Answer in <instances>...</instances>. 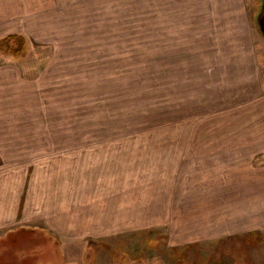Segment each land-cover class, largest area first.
Instances as JSON below:
<instances>
[{"label":"rangeland","instance_id":"rangeland-1","mask_svg":"<svg viewBox=\"0 0 264 264\" xmlns=\"http://www.w3.org/2000/svg\"><path fill=\"white\" fill-rule=\"evenodd\" d=\"M261 1L0 0V38L6 34L16 39L11 44L0 41V72L6 71V87L0 88H6V108L11 106L7 114L17 115L6 117V147L15 143L22 148L38 140H97L137 142L141 148L144 143L211 142L230 135L221 130L240 124L242 114L234 115L236 100L228 93L248 86L233 84L236 69L226 66L235 62L241 45L250 46L264 76V35L257 24ZM232 44L236 48L229 50ZM31 100L41 107L39 116L28 105ZM15 149L0 148V170L12 154L25 152ZM226 151L199 159H204L199 163L203 168L228 170L220 173L225 185L249 183L230 165L245 156L252 158V178L264 172V148ZM172 157L170 181H144L149 172L139 176L141 194L160 186L165 212L143 213L137 228L87 230L91 241L82 246L79 260L53 249L51 259L34 255L28 263L105 264L122 253L124 261L117 264H264L263 222L229 228L216 218L226 199H241L238 191L229 190L232 195L227 196L219 187L212 197L217 182L211 181L214 171L207 170L206 176L197 175L198 181L187 177L188 186L182 189L173 168L194 164L196 158L180 162ZM152 161L161 160L140 157L139 163ZM261 185L264 181H254L245 188L256 192L251 200L263 198ZM145 198L140 201L146 203ZM210 199L219 203L210 205ZM248 213L250 219L264 221L259 204ZM122 221L131 223L126 214ZM4 247L0 238V264H21L13 255L6 262ZM25 247L20 244L19 250Z\"/></svg>","mask_w":264,"mask_h":264},{"label":"crops","instance_id":"crops-1","mask_svg":"<svg viewBox=\"0 0 264 264\" xmlns=\"http://www.w3.org/2000/svg\"><path fill=\"white\" fill-rule=\"evenodd\" d=\"M0 41L6 42V34L0 38ZM232 47L236 48L232 44L229 50H232ZM239 48L242 50H238L237 59L235 62H229L226 68L236 69L235 77L237 78H233L236 82H232L233 84L248 87L241 93H228V98L231 94L230 98L236 100L232 105L234 115L239 118L238 112H241L242 117L240 124L233 123L232 126H226L224 130H221L223 133L230 134L222 139L211 142H161L159 144L161 146L156 147L154 143H144L142 145L146 146L141 148L138 147L137 142L38 140L24 144L22 148H25V152L19 151L12 154V161L6 162L4 164L6 166L0 170V238L6 245L3 249L6 252L4 255L6 262L12 255L15 257L14 260L18 259L21 264H29L30 261H27V258L34 255L39 258L47 255L51 259L50 251L53 249L60 251V255H63V250L72 257L69 258L72 261L79 260L81 255L79 252L84 251L82 246L88 245L91 241V239L88 241L91 234L86 232L87 230L137 228L139 219H144L143 213L165 212L166 210L163 209L165 193L160 186L156 185V191L153 189L146 195L141 194L139 189H143L144 184H140L139 176L149 172L144 181H152V183L157 180L170 181L172 156L178 157L180 162L186 157L196 158L194 164L178 163L177 169L175 166L173 168L174 179L179 180V186L182 189L188 186L186 185L187 177L189 181H196L197 175L205 173L204 176H206L207 171H214L211 181L217 183L212 189L214 190L211 193L212 197L219 192H225L227 196H230L232 191L229 190L238 191L237 195L241 199L233 198L231 201L226 199L222 204L225 209L217 212L218 221L228 222L229 228L231 226L235 228V225L247 228L252 224L263 225L261 223L264 221L250 219V213L245 215V212H250L252 205L259 204V207H264V196L261 198L262 195H260L257 197L258 200H251L250 195L256 192L251 193L245 189L251 182L264 181V172L255 174L254 178L249 174L253 170L250 155L249 158L245 156L230 164L235 166L234 169L230 168L232 171L246 175L242 176L241 181L249 182L235 183L233 188L225 185V180H220L221 171L228 173V170L220 169L219 165L203 168V163L199 164L204 160H199L203 158V154L210 155L209 158H212L220 150L227 153L226 150L237 148H264V80H262L264 76L259 71L260 66L257 61L254 62L251 56L250 46L242 47L241 45ZM223 51H227V45L224 46ZM255 68L258 69L255 71ZM3 73L0 72V78H3L0 79V84L6 87V71ZM258 81L260 88L256 91L255 86ZM3 87L0 88V148L22 149L15 143L11 147L5 145L6 117L17 115L7 114L6 111L11 106L6 108V88ZM32 101L28 105L34 108L39 116L42 114L41 107L36 108L37 103L33 104ZM231 135L240 139H228ZM170 149L174 152L173 154ZM140 157L145 160L161 161L140 165ZM187 165H190L192 169H188ZM155 166L158 170L156 174H154ZM215 172L218 173L215 174ZM218 182L224 183L221 185ZM219 187L222 191H219ZM260 189L264 190V186H259L258 190ZM92 192L95 193L92 194ZM142 196H146V203L140 201ZM91 197L96 199H93L94 205H91ZM218 203L217 199H210V205ZM93 213L98 215H92ZM125 214L130 224L123 225L122 219ZM151 216H147V219ZM149 225L153 226V224ZM220 228L225 226L221 225ZM220 228L217 227V230ZM20 244H26V247L19 250ZM118 249L122 251L121 247H116V250ZM114 256V260L109 257L104 260V263L107 264V261H114V264L123 263L122 253ZM36 264L49 263L37 262Z\"/></svg>","mask_w":264,"mask_h":264},{"label":"water","instance_id":"water-1","mask_svg":"<svg viewBox=\"0 0 264 264\" xmlns=\"http://www.w3.org/2000/svg\"><path fill=\"white\" fill-rule=\"evenodd\" d=\"M257 24L260 31L264 35V0L261 1V8L257 14Z\"/></svg>","mask_w":264,"mask_h":264},{"label":"trees","instance_id":"trees-1","mask_svg":"<svg viewBox=\"0 0 264 264\" xmlns=\"http://www.w3.org/2000/svg\"><path fill=\"white\" fill-rule=\"evenodd\" d=\"M8 40H9V42H8L7 44H11V43H13V42L16 43V42H15L16 39L13 38V35H10L9 37H6V42H7ZM12 45H13V44H12ZM12 45H9V47H11ZM21 46H22V45H21ZM17 50H19V48H18Z\"/></svg>","mask_w":264,"mask_h":264}]
</instances>
